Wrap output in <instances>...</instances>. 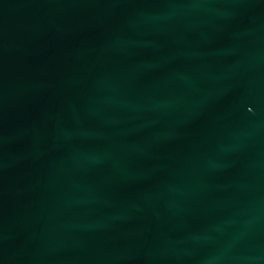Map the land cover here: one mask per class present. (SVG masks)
Instances as JSON below:
<instances>
[{"label":"water","instance_id":"1","mask_svg":"<svg viewBox=\"0 0 264 264\" xmlns=\"http://www.w3.org/2000/svg\"><path fill=\"white\" fill-rule=\"evenodd\" d=\"M0 264H264V0H0Z\"/></svg>","mask_w":264,"mask_h":264}]
</instances>
